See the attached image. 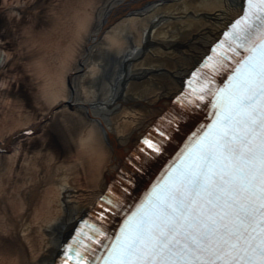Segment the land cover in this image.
Instances as JSON below:
<instances>
[{"label": "bare ground", "instance_id": "bare-ground-1", "mask_svg": "<svg viewBox=\"0 0 264 264\" xmlns=\"http://www.w3.org/2000/svg\"><path fill=\"white\" fill-rule=\"evenodd\" d=\"M243 2L88 0L74 30L66 27L64 54L37 58L42 115L21 109L3 81L0 264H56L77 222L124 170ZM6 60L1 51L0 74ZM53 121L67 136L63 157L31 152L38 141L48 144Z\"/></svg>", "mask_w": 264, "mask_h": 264}, {"label": "snow or ice", "instance_id": "snow-or-ice-1", "mask_svg": "<svg viewBox=\"0 0 264 264\" xmlns=\"http://www.w3.org/2000/svg\"><path fill=\"white\" fill-rule=\"evenodd\" d=\"M245 5L216 47L221 55L204 65L228 72L227 83H215L208 73L175 101L186 113L206 101L211 122L128 211L123 197L105 195L99 208L115 210L123 221L115 232L111 217L99 222L104 211L85 221L63 264H264V0ZM182 119L177 116L172 128ZM158 143L145 139L144 152H162Z\"/></svg>", "mask_w": 264, "mask_h": 264}, {"label": "rangeland", "instance_id": "rangeland-1", "mask_svg": "<svg viewBox=\"0 0 264 264\" xmlns=\"http://www.w3.org/2000/svg\"><path fill=\"white\" fill-rule=\"evenodd\" d=\"M5 1L7 4L0 0V52L6 53L7 62L0 74V86L3 81L11 83L13 92L20 98L18 103L21 109L26 108L32 114L42 115V107L46 102L39 94L41 81L36 77L37 58L40 60L42 57L44 59L51 56L59 59L64 54L62 48L65 47L64 43L69 45L71 42L63 39L68 33L66 27L69 25L70 28H74L73 21L88 0ZM4 89H6L4 86L2 90L0 87V92H5ZM3 95H0V98ZM54 124V121L50 123L52 126ZM50 131L48 144L42 145L38 141L30 146V151H41L44 156L45 154L48 156L50 149L54 155L63 157L65 149L62 150V147L64 148L67 136L57 125ZM27 150L29 149L26 148ZM1 201L2 199L0 206ZM4 231L5 229L0 226V245L6 244Z\"/></svg>", "mask_w": 264, "mask_h": 264}]
</instances>
